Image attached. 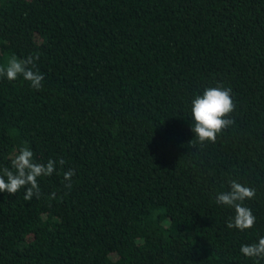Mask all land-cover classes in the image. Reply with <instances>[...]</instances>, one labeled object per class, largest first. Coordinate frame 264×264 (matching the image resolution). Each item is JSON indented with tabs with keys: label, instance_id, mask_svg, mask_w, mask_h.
Returning <instances> with one entry per match:
<instances>
[{
	"label": "trees",
	"instance_id": "obj_1",
	"mask_svg": "<svg viewBox=\"0 0 264 264\" xmlns=\"http://www.w3.org/2000/svg\"><path fill=\"white\" fill-rule=\"evenodd\" d=\"M36 53L40 90L0 77V169L29 147L57 171L0 193V264H256L264 0H0V66ZM216 86L235 124L201 147L191 102ZM231 180L256 190L250 230L216 202Z\"/></svg>",
	"mask_w": 264,
	"mask_h": 264
},
{
	"label": "clouds",
	"instance_id": "obj_2",
	"mask_svg": "<svg viewBox=\"0 0 264 264\" xmlns=\"http://www.w3.org/2000/svg\"><path fill=\"white\" fill-rule=\"evenodd\" d=\"M39 59V53L25 59L12 56L5 66H0V77H6L9 82L22 77L33 89L40 90L45 77L36 67ZM235 108L230 87H209L204 90L203 95H197L192 100L190 109L192 131L195 133V139L191 143L198 142L201 147L215 144L218 137L235 124V120L230 118ZM58 163L63 167L65 161L61 159ZM11 168L12 170L8 167L0 169V193L15 195L24 189V199L30 201L33 196L39 198L38 178L52 176L57 171V161L35 162L33 151L29 147H22L12 158ZM75 174L71 169L64 172L63 183L66 188L71 189ZM229 184L230 190L219 193L216 200L217 204L234 209V218L229 220L227 227L242 232L250 230L255 226L256 217L245 206V201L254 199L256 190L236 180H231ZM51 199H56V193L52 194ZM240 251L259 264L260 260H264V236L259 238L258 243L242 245Z\"/></svg>",
	"mask_w": 264,
	"mask_h": 264
}]
</instances>
